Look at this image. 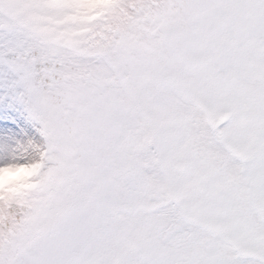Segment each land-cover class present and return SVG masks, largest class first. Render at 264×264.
Listing matches in <instances>:
<instances>
[{
  "label": "snow or ice",
  "instance_id": "obj_1",
  "mask_svg": "<svg viewBox=\"0 0 264 264\" xmlns=\"http://www.w3.org/2000/svg\"><path fill=\"white\" fill-rule=\"evenodd\" d=\"M0 264H264V0H0Z\"/></svg>",
  "mask_w": 264,
  "mask_h": 264
}]
</instances>
